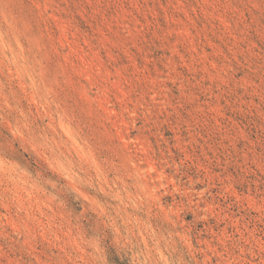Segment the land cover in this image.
<instances>
[{"label":"rangeland","instance_id":"374dc122","mask_svg":"<svg viewBox=\"0 0 264 264\" xmlns=\"http://www.w3.org/2000/svg\"><path fill=\"white\" fill-rule=\"evenodd\" d=\"M0 264H264V0H0Z\"/></svg>","mask_w":264,"mask_h":264}]
</instances>
